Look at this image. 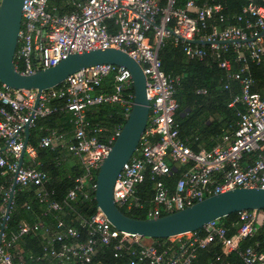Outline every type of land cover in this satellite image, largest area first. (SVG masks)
Masks as SVG:
<instances>
[{
  "label": "built area",
  "instance_id": "2783aa9c",
  "mask_svg": "<svg viewBox=\"0 0 264 264\" xmlns=\"http://www.w3.org/2000/svg\"><path fill=\"white\" fill-rule=\"evenodd\" d=\"M213 1L200 7L189 1L179 8L177 0H79L73 4L76 9L73 13L59 14L49 7V0H23L14 53L15 68L21 74L31 75L56 66L70 54L97 49L121 50L143 71L148 121L136 150L122 166L113 187L115 205L128 213L142 211L146 218H158L235 188L264 189V92L252 90L253 81L245 67L228 72L230 64L220 60L224 48L218 44L210 45V55L240 88V93L228 103L229 108L237 105L243 108L237 113V127L220 136L210 150L193 151L179 137L180 125L176 121L179 107L174 99L178 80L162 71L158 57L165 39L173 37L179 42L188 59H202L207 53L192 43L195 39L224 42L256 37L246 44L248 56L256 64L264 63V35H260L264 30V7L248 1L236 18L238 25H233L222 14L223 6ZM215 16L223 27L201 36ZM109 21L116 30H112ZM245 29L252 30L250 35ZM197 93L205 94L206 90ZM36 100V90H14L0 84L1 175L10 183L15 181L18 187H34L39 202L45 204L44 218L53 213L59 215L52 224L46 219L31 224L22 222L9 238L3 234L0 264H15L13 249L30 233L44 238L43 253L20 264H39L48 258L58 264H106L99 258L105 249L114 259L126 257V264H193L199 252L214 246L220 248V253L214 254L208 264H229L226 257L230 254L242 264H264L263 211L237 213L238 224L233 234L216 220L200 232L172 237L162 244H144L142 237L116 230L98 208L86 219L79 214L70 217L71 212L75 213L74 204L95 201L99 166L121 128L102 141L99 136L103 129L92 125L87 115L98 107L116 105L126 118L133 105L127 70L109 64L89 67L58 86L41 91L35 109ZM53 101H62L63 105L52 107ZM63 112L71 117L72 134L48 129L37 146L51 151L65 148L79 160L81 174L75 177L64 199L57 202L44 191L49 176L38 170L36 148L27 145L26 159L20 166L19 159L25 126L30 129L37 119ZM249 155L255 156L252 164L245 161ZM168 163L181 169L172 186L161 180L173 174ZM147 180L152 182L153 194L144 201L139 192ZM9 191L0 187L5 206ZM244 242L248 245L242 248Z\"/></svg>",
  "mask_w": 264,
  "mask_h": 264
},
{
  "label": "trees",
  "instance_id": "16d2710c",
  "mask_svg": "<svg viewBox=\"0 0 264 264\" xmlns=\"http://www.w3.org/2000/svg\"><path fill=\"white\" fill-rule=\"evenodd\" d=\"M50 5L58 7L59 13H70L71 9L60 8L65 0H49ZM188 1H194L197 5L201 6L207 0H177V6L182 8ZM214 3H219L223 6L222 14L226 17L229 24L236 23V18L242 12V7L236 3L235 0H214ZM257 6H264V0H252ZM212 21L217 22L215 16ZM211 22V21H210ZM209 22V23H210ZM207 29V28H206ZM209 32V28L207 30ZM173 39L172 37H170ZM165 39L162 48L158 53L161 63L162 71L174 78H178L179 82L175 87L174 99L178 104V111L176 121L179 123V137L191 142L188 145L193 151L201 150L198 145L197 139H214L219 137L224 130L235 128L236 121L238 120L237 112L241 110L239 106L229 108L228 103L239 92V86L236 82H231L227 77L228 72L218 67V60L210 55V47L203 46L207 50L208 55L203 60H187L182 51L181 45H174L171 39ZM231 48V46H228ZM227 47V48H228ZM249 61V69L246 70L253 80V91L263 92L264 89V63L256 64L249 59L248 53L245 60ZM220 60H227L233 64L235 54L231 51L222 52ZM243 66H231V71H238ZM247 69V68H246ZM250 70V71H249ZM234 83V84H232ZM228 85L229 88L225 89L224 86ZM206 90L205 94H198L199 90ZM52 107H60L63 105L62 101H53L50 104ZM1 107V105H0ZM183 113V115H182ZM68 113H54L50 116L37 119L34 127L29 129L28 145L36 148L37 161L39 162L38 170L43 171L49 176V181L44 186V191L49 194V199L61 202L68 190L73 187L74 179L81 174L82 169L80 166H71L69 162L64 161L65 157L76 159L65 148L56 149L51 151L49 149L38 148V142L41 137L46 135V130L54 129L58 132L68 134L69 127L63 126L65 124L61 119ZM88 120L92 125H98L103 129V133L99 136L100 140H104L113 132L122 127L125 122V117L120 108L116 105H104L98 107L93 112L87 115ZM211 119V121H209ZM193 136L191 138H188ZM215 143V142H214ZM214 143L208 149L210 150ZM68 153V154H67ZM255 160L254 155H249L245 161L247 164H252ZM172 164V163H171ZM173 165V164H172ZM170 166V165H169ZM171 167V166H170ZM181 172L180 168H175L173 174L169 178H162L161 180L172 186L177 180ZM0 187L6 190L11 188V183L8 178L1 175L0 169ZM153 194L152 182L147 180L139 192L140 199L148 201ZM5 203L0 196V208L4 209ZM29 206V209L26 207ZM95 201H83L74 204L72 209L75 213H70V217L76 214L81 215L83 218H89L96 212ZM45 210V204L40 203L36 196V189L34 187L21 188L16 186L10 212L6 219L4 236L9 238L11 233L18 231L22 222L28 224L33 223L39 219H46L48 223L52 224L54 217L59 215L56 213L50 214L47 218L42 216ZM121 212L133 218H146L142 211H134L132 213L126 212L120 208ZM264 212V211H263ZM3 213L0 211V225L2 222ZM219 222L233 234L237 228L238 219L237 215L233 214ZM74 226V222L72 223ZM77 226V224H76ZM200 232V231H197ZM84 237V231H81ZM156 244H162L166 239L155 240ZM45 240L41 235L30 233L23 236L15 245L13 252L15 255V264L27 262L30 257H40L43 253ZM247 242L242 243L241 247L245 248ZM220 253L218 246L211 247L207 250L198 253L197 258L193 264H208L214 254ZM106 264H126L128 259L123 257L121 259H114L108 249H105L100 257ZM229 264H242L240 260L234 255L230 254L226 257ZM39 264H58L53 259H44Z\"/></svg>",
  "mask_w": 264,
  "mask_h": 264
},
{
  "label": "water",
  "instance_id": "95a60500",
  "mask_svg": "<svg viewBox=\"0 0 264 264\" xmlns=\"http://www.w3.org/2000/svg\"><path fill=\"white\" fill-rule=\"evenodd\" d=\"M23 0H0V84L14 90L41 91L54 88L63 83L69 76L89 67L109 64L122 67L131 77L133 105L115 138L107 157L99 166L96 176V207L104 214L107 221L118 231L137 235L152 240L172 237L200 231L206 224L244 211H264V189L235 188L224 193L203 199L180 211L158 218H133L122 213L113 201V187L122 166L131 158L145 130L149 116V102L146 98V78L139 64L127 53L116 49L91 50L70 54L56 66L38 70L31 75L18 72L14 64V53L17 47L18 33L21 25ZM264 34V30L260 35ZM246 41L206 42L194 40L192 43L211 44H244ZM29 127L24 129L23 149L19 166L28 145ZM16 189L12 182L8 200L0 225V242L4 234L5 223L10 212Z\"/></svg>",
  "mask_w": 264,
  "mask_h": 264
},
{
  "label": "crops",
  "instance_id": "0c3cea01",
  "mask_svg": "<svg viewBox=\"0 0 264 264\" xmlns=\"http://www.w3.org/2000/svg\"><path fill=\"white\" fill-rule=\"evenodd\" d=\"M77 1H79V0H65V1H63L62 2V4H61V7L60 8H65V9H71V12L70 13H73L76 9H75V7L73 6V4L75 3V2H77ZM236 1V3L238 4V5H240L241 7H243L244 5H246L247 3H248V1H251L252 2V0H235ZM189 2V1H188ZM191 2H193L197 7H200L199 5H197L194 1H191ZM178 3V2H177ZM205 3H207V4H211L212 3V0H207V1H205L202 5H204ZM253 3V2H252ZM254 4V3H253ZM178 5V4H177ZM201 5V6H202ZM257 6V5H256ZM49 7L50 8H55L56 9V12L57 13H59L58 11H59V9H58V7H55L54 5H50V1H49ZM184 7V6H183ZM261 7H264V6H261ZM70 13H64V14H70ZM60 14V13H59ZM236 20V19H235ZM211 21V22H210ZM210 22V23H209ZM228 23V22H227ZM109 26H111V28H112V30L114 31V30H116L115 28H114V26H112V23H111V21H109ZM229 24V23H228ZM233 25H238V23H233ZM242 25V24H241ZM242 26H244V25H242ZM223 26L222 25H220L219 23H218V21L217 22H215V21H212V19L211 20H209L208 21V23H207V29H205L204 31H202V33H201V36H207V35H209V33L212 31V29H217V30H220L221 28H222ZM208 28H209V32H207V30H208ZM245 31L247 32V34L248 35H250V33H251V29H245ZM264 35V34H263ZM173 38V37H172ZM169 39V38H168ZM171 39V38H170ZM195 40H197V41H203V40H199V39H195ZM171 41H172V43L174 44V45H181L179 42H175L174 41V38L173 39H171ZM229 41H231V40H229ZM194 45H197V46H199V47H202L203 48V46H209L210 47V45H201V44H195V43H193ZM246 44L247 43H244V44H238L239 45V48L236 46L237 44L236 43H230V44H225V45H221V44H218L219 46H222L223 48H224V50H222V52H227L228 53V51H231L232 53H234L235 54V60H234V62H233V64L235 65V67L236 66H238V67H240V66H243V67H245V68H247L246 70H248L249 69V61H247V59L245 60V56H246V54L248 53V51H247V48H246ZM228 46H231V48L230 47H228ZM228 47V48H227ZM204 49V48H203ZM205 50V49H204ZM206 51V53H207V55H208V52H207V50H205ZM210 51V50H209ZM184 56H185V54H184ZM206 57V56H205ZM204 57V58H205ZM185 58L187 59V60H203L204 58H202V59H188L186 56H185ZM240 58V60H238ZM250 59V58H249ZM251 60V59H250ZM252 61V60H251ZM229 62V61H228ZM219 63V62H218ZM229 64H230V69H229V73L231 74V73H234V72H232L231 71V66H233V64L231 63V62H229ZM219 67V66H218ZM220 68V67H219ZM241 69V68H240ZM225 71V70H224ZM250 71V70H249ZM236 72V71H235ZM247 74L251 77V75L247 72ZM173 79H177L178 80V82H179V79L178 78H174V77H172ZM252 78V77H251ZM231 82L233 81V80H230ZM253 81V80H252ZM233 82H236V81H233ZM237 83V82H236ZM232 84H234V83H232ZM238 84V83H237ZM109 85H110V83H109ZM253 85H254V83H253ZM108 86V85H107ZM239 86V85H238ZM224 88H225V86H224ZM226 89V88H225ZM252 90H253V86H252ZM106 91H109V89H106ZM263 92H264V89L262 90ZM255 92H257V91H255ZM240 93V88H239V92L237 93V95ZM262 93V92H261ZM231 100H232V98H231ZM231 100L229 101V102H231ZM237 106H239V105H237ZM240 108H241V110L240 111H238L237 113H239V112H241L242 110H243V108H242V106H239ZM93 112V111H92ZM182 115H183V113H182ZM70 119H71V117H70V115L69 114H65V116L61 119V121H64V123L65 124H62L63 126L65 125V126H67V127H69V133L67 134V135H69L70 136V134H72V126H71V123H70ZM209 121H211V119L209 120ZM237 122H238V120L236 121V126H235V128H233V129H231L230 127L228 128V129H226V130H224V132L220 135V136H222V135H224V134H226V133H232V131L233 130H235L236 129V127H237ZM180 128V127H179ZM180 134V133H179ZM219 136V137H220ZM191 137H193V136H190V137H188V138H191ZM219 137H217L216 139H214V142L216 143V140L219 138ZM193 138H195V140L194 141H199V145H198V147L200 148V149H208L210 146H211V144L212 143H214L213 142V139L212 138H207V139H197L196 137H193ZM187 141H188V143H190L191 141L190 140H188L187 139ZM214 143V144H215ZM29 146V145H28ZM68 154V153H67ZM25 156V155H24ZM26 159V156L24 157V160ZM65 160L64 161H68L69 162V164L71 165V166H76V165H78V166H80V163H79V160L78 159H72V158H68L67 159V157H65L64 158ZM36 161H37V159H36ZM38 162V161H37ZM39 163V162H38ZM81 167V166H80ZM172 168H173V170L175 169V168H179L177 165L175 166V165H172L171 166ZM12 184V183H11ZM148 244H156L155 243V241H153V242H151V243H148Z\"/></svg>",
  "mask_w": 264,
  "mask_h": 264
},
{
  "label": "rangeland",
  "instance_id": "374dc122",
  "mask_svg": "<svg viewBox=\"0 0 264 264\" xmlns=\"http://www.w3.org/2000/svg\"><path fill=\"white\" fill-rule=\"evenodd\" d=\"M170 166H172V164L171 163H168ZM0 211H2V208H0ZM173 240V239H172ZM154 240H152V239H148V238H143L142 239V242L144 243V244H148V243H151V242H153Z\"/></svg>",
  "mask_w": 264,
  "mask_h": 264
}]
</instances>
